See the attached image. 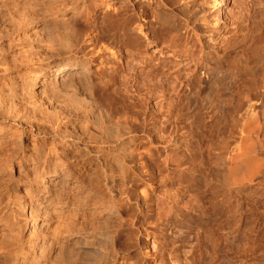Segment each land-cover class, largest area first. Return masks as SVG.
Listing matches in <instances>:
<instances>
[{"label": "bare ground", "instance_id": "obj_1", "mask_svg": "<svg viewBox=\"0 0 264 264\" xmlns=\"http://www.w3.org/2000/svg\"><path fill=\"white\" fill-rule=\"evenodd\" d=\"M230 1L0 0V264H190L264 206V19L240 43Z\"/></svg>", "mask_w": 264, "mask_h": 264}, {"label": "rangeland", "instance_id": "obj_2", "mask_svg": "<svg viewBox=\"0 0 264 264\" xmlns=\"http://www.w3.org/2000/svg\"><path fill=\"white\" fill-rule=\"evenodd\" d=\"M241 1L242 0H232L228 2L225 9H223L224 7L222 8V12L224 18L226 15H228L232 21H237L236 28L229 30L228 34L234 33L235 35L236 33V36L239 35L237 39L240 40V43L248 44L250 43L251 37H255L257 36V34H259L260 23L262 22V19H264V0H247L244 1V3H241ZM224 14L226 15L224 16ZM236 36L234 37L236 38ZM148 49L153 48H150L149 46ZM169 54L171 53L169 52ZM248 58H250L249 60H251V58H253V55L249 54ZM259 197L261 198V196L258 195L252 197V199H242L240 202H233V206L230 205L231 207L229 208L231 209L228 210L232 215H234L235 213L236 214L232 218L234 220L231 219L230 222L223 220L216 221L215 223V221L212 219V217H210L209 214L205 217V219L201 218L203 220L200 219L198 222L200 225L199 237L201 239L197 243L198 245H192V249L187 254L188 260H190L191 262L190 264H226L227 260H231L233 264H264V254L259 251L261 247L263 248L264 246V242L262 241L264 240V231H262L264 230V206L259 207L260 209L254 211L252 210V206L249 205L253 201H258L260 199ZM214 226L215 228H213ZM237 233H241L240 235H242L243 238L237 240V238L235 237ZM260 238L263 239L261 240ZM224 242L227 244H225ZM258 243L260 245V248H258Z\"/></svg>", "mask_w": 264, "mask_h": 264}]
</instances>
